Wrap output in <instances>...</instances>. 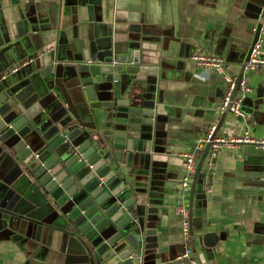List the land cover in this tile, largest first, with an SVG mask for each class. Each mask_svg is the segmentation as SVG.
<instances>
[{"label": "crops", "instance_id": "0c3cea01", "mask_svg": "<svg viewBox=\"0 0 264 264\" xmlns=\"http://www.w3.org/2000/svg\"><path fill=\"white\" fill-rule=\"evenodd\" d=\"M263 9L264 0H0V77L20 65L6 87L21 90L33 84L23 99L29 117L70 114V100L84 120L105 121L103 109L91 113L84 85L92 81L97 102H104L120 98L132 79L127 73L119 81L92 76L79 69L87 63L85 56L97 63L111 57L116 62L118 55L132 58L138 50L140 70L133 83L149 96V105L152 95L146 87L157 82L153 141L134 171L146 177L137 184L146 189V211L154 215L147 221L156 230L146 239L147 264H168L187 246L200 264H264L263 150L252 144L225 147L208 190L198 179L191 198V189L184 192L181 185L186 173L182 153L193 150L211 124L218 121L226 135L249 127L252 136L264 138V72L244 66ZM200 53L222 56L229 74L246 75L253 88L243 101L248 122L220 113L228 82L215 69L207 78L201 75L194 60ZM53 63L62 65L61 79L55 69L45 71ZM5 149L0 142V264H62L68 234L49 218L13 211L12 173L18 161ZM179 204L190 210L187 240L176 212ZM208 232L219 235L218 244L206 245Z\"/></svg>", "mask_w": 264, "mask_h": 264}, {"label": "water", "instance_id": "95a60500", "mask_svg": "<svg viewBox=\"0 0 264 264\" xmlns=\"http://www.w3.org/2000/svg\"><path fill=\"white\" fill-rule=\"evenodd\" d=\"M263 20L264 9L257 17L258 29ZM258 35L259 31L253 43ZM85 58L87 63L79 69L92 76L104 74L119 81L121 73H127L132 79L120 98L108 97L104 102H97L92 81L84 85L91 113L95 114L96 108L106 113L101 125L84 120L70 100L66 107L70 114L31 118L26 115L23 99L33 91V84L21 90L6 87L20 65L0 77V142L18 161L12 173L13 211L39 220L49 218L52 226L68 234L62 264H147L143 256L149 246L146 239L156 233L147 227V221H154V215L146 211L147 201L142 196L146 189L137 184L146 177L134 171L145 161L153 141L150 129L156 122L159 87L157 82L146 87L152 95L149 105V96L133 83L140 70L138 50L132 58L118 55L116 62L113 57L105 63ZM55 63L45 71L55 69L61 79L62 65ZM26 65V61L22 63ZM57 83L62 87V81ZM202 162L192 183L191 198L202 182ZM219 238L216 232L204 235L208 246L218 244ZM178 257L168 264H200L194 253L196 263Z\"/></svg>", "mask_w": 264, "mask_h": 264}, {"label": "built area", "instance_id": "2783aa9c", "mask_svg": "<svg viewBox=\"0 0 264 264\" xmlns=\"http://www.w3.org/2000/svg\"><path fill=\"white\" fill-rule=\"evenodd\" d=\"M258 21L253 28L256 33L259 31L257 40L250 48L249 60L246 62V68L256 72H264V20L258 29ZM197 66L201 69V75L205 78L211 69L221 73L228 82L222 102L218 105L221 114L230 113L241 116L248 122L250 114L243 108V101L253 91L246 75H232L226 71V61L222 56L215 54L200 53L194 56ZM4 77V75H3ZM219 122L211 124L205 133L200 137L193 150L184 151L182 157L186 164V173L182 179L181 185L183 191L191 189L197 168L200 161L203 160L200 173L204 190H208L212 184V173L215 169L216 158L220 151L225 147H240L244 144H252L256 148L264 151V138H258L251 135L249 127L239 135H226L219 129ZM176 212L181 216L182 235L187 240L191 233V216L189 207L185 204H179ZM178 259H190L196 263L193 257V248L186 247V251ZM138 264H142L139 262Z\"/></svg>", "mask_w": 264, "mask_h": 264}, {"label": "flooded vegetation", "instance_id": "af4514ba", "mask_svg": "<svg viewBox=\"0 0 264 264\" xmlns=\"http://www.w3.org/2000/svg\"><path fill=\"white\" fill-rule=\"evenodd\" d=\"M89 62V61H88ZM17 70V68L16 67H14L13 68V71H16ZM5 76V75H4ZM3 76L1 75V78H2Z\"/></svg>", "mask_w": 264, "mask_h": 264}]
</instances>
